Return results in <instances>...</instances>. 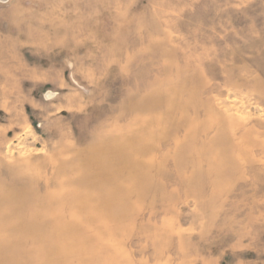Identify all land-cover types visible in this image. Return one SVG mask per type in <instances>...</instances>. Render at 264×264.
<instances>
[{"label": "rangeland", "instance_id": "374dc122", "mask_svg": "<svg viewBox=\"0 0 264 264\" xmlns=\"http://www.w3.org/2000/svg\"><path fill=\"white\" fill-rule=\"evenodd\" d=\"M0 264H264V0H0Z\"/></svg>", "mask_w": 264, "mask_h": 264}, {"label": "bare ground", "instance_id": "6f19581e", "mask_svg": "<svg viewBox=\"0 0 264 264\" xmlns=\"http://www.w3.org/2000/svg\"><path fill=\"white\" fill-rule=\"evenodd\" d=\"M50 95L52 96L53 94H49V97H50ZM46 97H47V96H46ZM49 97H48V98H49Z\"/></svg>", "mask_w": 264, "mask_h": 264}]
</instances>
